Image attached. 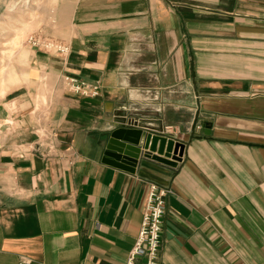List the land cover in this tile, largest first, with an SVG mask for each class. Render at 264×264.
<instances>
[{
    "label": "crops",
    "instance_id": "0c3cea01",
    "mask_svg": "<svg viewBox=\"0 0 264 264\" xmlns=\"http://www.w3.org/2000/svg\"><path fill=\"white\" fill-rule=\"evenodd\" d=\"M53 13L67 53L24 44L18 81L3 75L0 264H124L149 181L167 189L159 264L263 263L264 0H55ZM119 127L173 138L180 158L107 163ZM34 134L53 139L47 157Z\"/></svg>",
    "mask_w": 264,
    "mask_h": 264
},
{
    "label": "built area",
    "instance_id": "2783aa9c",
    "mask_svg": "<svg viewBox=\"0 0 264 264\" xmlns=\"http://www.w3.org/2000/svg\"><path fill=\"white\" fill-rule=\"evenodd\" d=\"M22 3L27 0H15ZM26 41L32 45H37L44 50L65 54L68 51V45L60 40L49 38L47 36H34L29 34ZM63 81L67 87L81 95H95L97 85L90 84L83 80L69 75H63ZM55 147L53 139L48 136L37 139L31 146L42 157H47ZM71 158L67 159V164H71ZM167 189L149 181L146 185L145 196L143 200L141 219L137 234L132 245L124 259V264H159L158 261V244L160 241V230L162 217L164 214V197ZM19 263L30 264L29 259H20ZM261 264H264L261 263Z\"/></svg>",
    "mask_w": 264,
    "mask_h": 264
},
{
    "label": "rangeland",
    "instance_id": "374dc122",
    "mask_svg": "<svg viewBox=\"0 0 264 264\" xmlns=\"http://www.w3.org/2000/svg\"><path fill=\"white\" fill-rule=\"evenodd\" d=\"M0 3L1 93L3 91L1 86L3 75L8 70L15 74V83L18 81V78H16L18 74L17 67L13 68L12 60L14 58L17 61L16 55H22L21 49L24 44L28 43L26 41L27 36L31 34L34 36L54 38L48 33L47 27L55 22L53 13L55 0H27L25 3L22 2L20 4L15 0H0ZM30 45L43 49L37 45ZM37 137V134H34V142L38 139Z\"/></svg>",
    "mask_w": 264,
    "mask_h": 264
},
{
    "label": "water",
    "instance_id": "95a60500",
    "mask_svg": "<svg viewBox=\"0 0 264 264\" xmlns=\"http://www.w3.org/2000/svg\"><path fill=\"white\" fill-rule=\"evenodd\" d=\"M177 142L163 134L119 127L110 132L102 160L132 171L139 154L170 163L178 160Z\"/></svg>",
    "mask_w": 264,
    "mask_h": 264
}]
</instances>
